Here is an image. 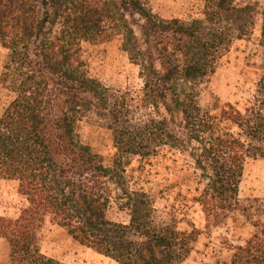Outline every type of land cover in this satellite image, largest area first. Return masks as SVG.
Instances as JSON below:
<instances>
[{
  "label": "trees",
  "instance_id": "obj_1",
  "mask_svg": "<svg viewBox=\"0 0 264 264\" xmlns=\"http://www.w3.org/2000/svg\"><path fill=\"white\" fill-rule=\"evenodd\" d=\"M257 20L264 45L260 0H204L191 19L164 18L150 0H0L1 79L15 94L0 113V179L17 181L27 202L15 218L0 215L8 264H68L42 251L47 222L117 264H182L202 233L191 221L179 226L191 202L208 230L249 218L240 185L247 161L264 157V64L244 109L220 101L206 108L199 98ZM116 37L143 80L136 107L127 94L112 98L89 71L84 44ZM92 112L112 132L110 163L79 139V122ZM164 148L190 161L197 183L192 199L178 194L168 221L126 175L132 157ZM114 205L129 222L110 218ZM229 248L215 264H264V230Z\"/></svg>",
  "mask_w": 264,
  "mask_h": 264
},
{
  "label": "rangeland",
  "instance_id": "obj_2",
  "mask_svg": "<svg viewBox=\"0 0 264 264\" xmlns=\"http://www.w3.org/2000/svg\"><path fill=\"white\" fill-rule=\"evenodd\" d=\"M264 1V0H260ZM153 11L164 18L191 19L200 17L204 0H150ZM89 71L108 88L112 98L127 94L131 104L136 107L142 95L143 80L139 67L132 63L122 48V41L114 39L84 44ZM7 50L0 45V113L13 99L14 93L2 82V73L7 60ZM264 64V45L262 42V22L257 20L250 35L237 40L231 50L221 59L216 72L202 86L200 102L210 108L215 102H231L244 109L256 91L257 81ZM79 139L90 145L108 163L114 158L116 149L112 132L105 119L90 113L78 126ZM194 169L183 155L162 149L159 154L141 158L132 157L126 175L129 185L149 193L157 209L159 220L170 219L171 205L181 193L192 199L197 195ZM240 198L249 211V218L239 215L227 225L206 228V218L201 206L191 202L185 220L180 222L182 229L189 221L201 229L202 233L190 256L182 264H215L228 260L232 243L239 244L252 233L264 230V157L249 159L240 185ZM27 202L19 193L18 182L0 179V215L15 218ZM110 218L129 222L127 211L114 205L109 211ZM181 217H184L181 215ZM260 224L259 228L255 225ZM42 251L55 259L68 264H117L93 249L80 244L57 224L47 222L40 233ZM9 245L0 238V264H8Z\"/></svg>",
  "mask_w": 264,
  "mask_h": 264
}]
</instances>
